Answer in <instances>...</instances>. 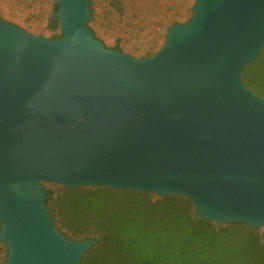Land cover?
Returning a JSON list of instances; mask_svg holds the SVG:
<instances>
[{"label": "water", "instance_id": "95a60500", "mask_svg": "<svg viewBox=\"0 0 264 264\" xmlns=\"http://www.w3.org/2000/svg\"><path fill=\"white\" fill-rule=\"evenodd\" d=\"M57 4L55 39L0 18L3 264H79L96 242L54 226L44 182L179 194L264 236V99L241 79L264 48V0H196L143 58L93 36L89 0Z\"/></svg>", "mask_w": 264, "mask_h": 264}, {"label": "trees", "instance_id": "16d2710c", "mask_svg": "<svg viewBox=\"0 0 264 264\" xmlns=\"http://www.w3.org/2000/svg\"><path fill=\"white\" fill-rule=\"evenodd\" d=\"M30 1L14 2L15 8L29 14L28 23L20 16L3 15L1 11L0 18L32 32L34 26L29 18L33 17L39 26L45 11ZM109 5L111 11H103L105 14L96 18L101 34L94 28L92 34L106 44L104 36L116 28V22L123 21L141 39H133L137 48L125 50L118 38L113 49L135 58L151 57L164 44L165 36L148 29L154 20L159 19L168 27L185 24L191 17L185 12H191L192 7L181 12L170 2L163 8L164 13L150 15L143 9H126L123 0H109ZM90 15L94 19L92 7ZM52 21L50 26L58 23L54 18ZM61 36L62 33L52 39ZM241 79L264 99V48L243 68ZM56 187L54 194L45 188V204L54 226L71 239L97 236L79 264H264L262 227L253 228L243 221L219 224L196 215L193 201L186 196L160 197L148 191L104 186ZM6 250V243L0 240V264Z\"/></svg>", "mask_w": 264, "mask_h": 264}, {"label": "rangeland", "instance_id": "374dc122", "mask_svg": "<svg viewBox=\"0 0 264 264\" xmlns=\"http://www.w3.org/2000/svg\"><path fill=\"white\" fill-rule=\"evenodd\" d=\"M15 1L17 0H0V11L2 12L3 15L4 14L13 15L14 17L20 16L21 18L26 19V23H28L27 19L29 17V14L24 12V9L18 10L17 8H15L14 6ZM123 1L126 5V9L128 10L129 9H132V10L133 9H143V10H146L150 15L154 13H164L163 8L169 6L170 2L172 3V7L174 9H177V10L181 9V12H185L186 7H190L192 5L191 12L190 11L185 12V16H192L193 7L195 6L196 0H123ZM30 2L34 3V5L37 7H42V9L45 11V16H44L42 23L39 26H37L38 21H36L33 17H30L29 21L32 23L34 28H31L33 31L28 32V33H31L36 36H42L48 39H52V37H54L55 35L62 33L61 26H60V20L55 17V14L58 8L57 0H31ZM90 7L94 9V19L91 18ZM103 11L106 13L108 11H111L109 0H89V20L87 21V25L90 28V30L94 28L96 33H98L99 35L101 33L99 30H97V26H96L97 19L96 18L97 16L101 14H105L103 13ZM53 18L55 20H58V23L55 24V26H50V25H53L52 23ZM116 23H118L116 25V28L111 29L110 31H108L106 36H104V39L106 40V44L103 42L102 43L107 48L113 49V45L118 41V38H119L120 43L125 50L131 49V48H137L138 45L134 42L133 39L139 40L141 38H136V31L132 32V29L128 27L123 21H119ZM171 27H168L161 20L156 19L148 26V29H150V31L152 32L165 36V31ZM144 36L145 35L143 34V37ZM165 39H166V36H165ZM123 53L129 54L126 51H123ZM42 184H43L44 189L46 188L53 194L57 190L56 185L58 184L56 183L44 182ZM83 238H86V237H83ZM4 256L6 259L7 250Z\"/></svg>", "mask_w": 264, "mask_h": 264}, {"label": "bare ground", "instance_id": "6f19581e", "mask_svg": "<svg viewBox=\"0 0 264 264\" xmlns=\"http://www.w3.org/2000/svg\"><path fill=\"white\" fill-rule=\"evenodd\" d=\"M21 196H22L23 200H28L30 197H31V198H32V197H33V198L36 197V195L34 196V193H33V192H31V191H29V190H26V189L23 190Z\"/></svg>", "mask_w": 264, "mask_h": 264}, {"label": "flooded vegetation", "instance_id": "af4514ba", "mask_svg": "<svg viewBox=\"0 0 264 264\" xmlns=\"http://www.w3.org/2000/svg\"><path fill=\"white\" fill-rule=\"evenodd\" d=\"M45 192H46V191H45ZM46 194H47V193H46ZM47 197H48V195H47ZM47 197H46V198H47ZM45 201H46V200H45Z\"/></svg>", "mask_w": 264, "mask_h": 264}]
</instances>
